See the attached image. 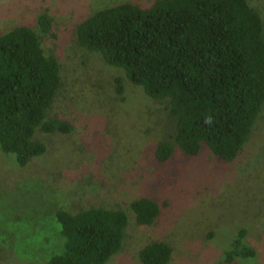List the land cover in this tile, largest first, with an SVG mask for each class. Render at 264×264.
Wrapping results in <instances>:
<instances>
[{
	"label": "rangeland",
	"instance_id": "rangeland-1",
	"mask_svg": "<svg viewBox=\"0 0 264 264\" xmlns=\"http://www.w3.org/2000/svg\"><path fill=\"white\" fill-rule=\"evenodd\" d=\"M153 1L0 0V32L44 11L53 18L56 36L44 47L60 61L61 85L49 113L73 126L44 137L47 151L23 167L0 151V264H45L61 247L56 209L126 208L141 195L163 200V216L151 225L129 224L121 250L105 264H140V249L153 240L170 246L167 264H220L241 227L257 254L234 264H264V108L231 163L202 153L157 164L148 147L176 131L165 102L146 96L122 69L75 41L73 25L84 16L118 3L146 7ZM247 1L264 23V0Z\"/></svg>",
	"mask_w": 264,
	"mask_h": 264
},
{
	"label": "trees",
	"instance_id": "trees-1",
	"mask_svg": "<svg viewBox=\"0 0 264 264\" xmlns=\"http://www.w3.org/2000/svg\"><path fill=\"white\" fill-rule=\"evenodd\" d=\"M53 21L44 11L0 32V151L18 167L47 151L44 137L73 129L67 118L49 113L61 85L60 61L44 47L56 36ZM72 32L78 46L122 69L149 98L165 102L176 131L148 147L157 164L202 153L231 163L263 111L264 23L247 0L118 3L84 16ZM116 85L121 93V78ZM165 205L141 195L126 208L56 209L61 247L45 264H105L121 250L129 224L156 223ZM245 237L239 228L220 264L256 256ZM171 255L168 244L153 240L138 258L140 264H167Z\"/></svg>",
	"mask_w": 264,
	"mask_h": 264
}]
</instances>
